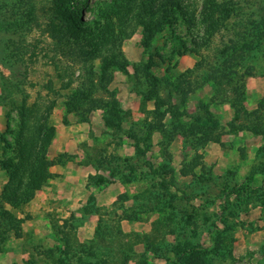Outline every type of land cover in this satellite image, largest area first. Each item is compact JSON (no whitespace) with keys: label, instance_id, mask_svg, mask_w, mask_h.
I'll use <instances>...</instances> for the list:
<instances>
[{"label":"rangeland","instance_id":"rangeland-1","mask_svg":"<svg viewBox=\"0 0 264 264\" xmlns=\"http://www.w3.org/2000/svg\"><path fill=\"white\" fill-rule=\"evenodd\" d=\"M110 1L69 0L65 16L98 19ZM145 1L114 43L123 62L103 86L121 113L109 127L99 105L67 112L62 85L79 84L81 62L55 47V0H0V21L36 11L30 28L0 31V264H264V40L241 50L249 31L264 38V0H217L224 26L199 48L202 0L169 15L174 0ZM221 50L238 55L221 66ZM103 86L92 96L107 100ZM20 102L52 138L44 183L9 205L1 160L13 164Z\"/></svg>","mask_w":264,"mask_h":264},{"label":"trees","instance_id":"trees-1","mask_svg":"<svg viewBox=\"0 0 264 264\" xmlns=\"http://www.w3.org/2000/svg\"><path fill=\"white\" fill-rule=\"evenodd\" d=\"M137 1L138 0H112L110 2H104L102 10L105 9V13L98 18L103 22L99 21L97 18H92L89 21L81 20L80 22L65 16V14L71 13L69 11V0H55L56 5L52 11L53 18H48L49 23L52 24V30L58 35L57 39L54 40L55 47H60L61 49L71 48L73 55L81 62L79 84L72 87V80H69L62 85V87L70 89L65 102L68 113L75 110L77 111L78 109L86 111L92 110L99 105L105 112V124L109 127L115 123V121L113 122L112 120L113 116H120L121 108L119 106V101L114 97L111 91H108L107 86L103 85L110 81L113 68L121 69L123 62L120 58L122 55L121 50L114 43L117 42L120 35H123L122 33H126L124 32L126 31L125 22L122 19L125 18V16L127 17L126 14L128 13L130 5ZM150 2L151 4L156 2L155 7L157 9L162 7L160 5H163L162 2H157L156 0H147L145 1V5ZM172 3L173 6L172 4L171 6H163L165 9L164 15L173 14L175 8L180 9L183 5L180 0H174ZM201 8L200 22L204 25V30L201 37L192 40L197 48L205 44L225 23L224 15L220 11L217 0H202ZM30 9H32V12ZM150 11L152 13V10ZM140 14L141 10L136 9L135 15L139 17ZM23 16L24 14L22 13L13 19V12H11L8 18H4L0 21V31L14 32L17 30V27L21 28L23 26L30 28L29 25L36 19V11L34 12L32 6H30L27 10V17ZM62 17H65V19L63 20ZM162 19V17H159L155 24V29L159 31H161L165 25ZM57 21H62L63 23L55 25ZM248 35L249 42H245L244 45H242V51L244 48H259L263 43L264 38L254 37L251 31L248 32ZM180 47L184 48L185 44L181 43ZM195 47L190 50L196 51ZM183 50L186 51V49ZM181 51L177 48L174 53L180 55ZM228 52L227 50H221L217 54L218 59L222 58L219 65L228 66L229 62L233 61V58L238 55L235 52L231 54ZM54 65L59 67V63H55ZM95 66L98 67V72ZM225 70L226 68L223 67L214 70V73L220 71V77L226 78L228 72ZM2 76L3 74H0V78ZM181 76L182 74H178L177 79H180ZM209 76L212 75H208L204 78V82L209 80ZM97 83L104 87V92L108 93L107 100L92 96V93H95ZM154 97L157 106L162 101L158 98L157 94H155ZM19 105V133L16 135L13 147V164L11 165L10 159L1 160V162H3L2 166L7 170L8 177L11 178L7 190L13 192V202L12 197L7 198L5 196L6 199H8L5 202L9 205H11V203L14 204L17 199H19L21 203L28 201L34 195L35 191L40 189L44 183L46 175L48 174L46 148L52 138V132L47 117L43 115V113H36L34 104L29 105L26 102H20ZM168 111L170 110L168 109ZM108 113L112 116H108ZM84 120L85 117L80 118V121ZM117 125L119 128L120 125ZM257 130L258 129L255 131ZM11 183H13V185Z\"/></svg>","mask_w":264,"mask_h":264}]
</instances>
